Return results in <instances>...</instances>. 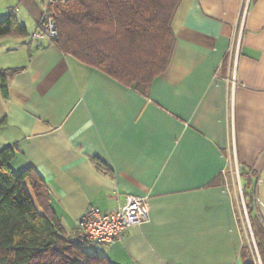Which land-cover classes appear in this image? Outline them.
<instances>
[{
  "label": "crops",
  "instance_id": "1",
  "mask_svg": "<svg viewBox=\"0 0 264 264\" xmlns=\"http://www.w3.org/2000/svg\"><path fill=\"white\" fill-rule=\"evenodd\" d=\"M46 2L0 0L28 31L0 39V68L20 67L0 91L13 169L39 172L69 235L89 206L146 196L148 221L85 245L112 264H245L244 185L264 223V0H182L148 96L34 38Z\"/></svg>",
  "mask_w": 264,
  "mask_h": 264
},
{
  "label": "trees",
  "instance_id": "2",
  "mask_svg": "<svg viewBox=\"0 0 264 264\" xmlns=\"http://www.w3.org/2000/svg\"><path fill=\"white\" fill-rule=\"evenodd\" d=\"M181 1L47 0L45 7L58 27L52 42L148 96L153 80L169 64L176 39L173 21ZM27 35L17 16L0 18V39ZM19 70L0 68V91L5 97L9 79ZM4 122L5 118L0 125ZM15 154L13 146L0 149V264H112L104 256L87 253L89 242L76 233L65 232L43 178L32 166L15 172ZM243 192L264 261V223L256 214L253 191L244 185ZM242 256L245 264H256L246 242Z\"/></svg>",
  "mask_w": 264,
  "mask_h": 264
},
{
  "label": "built area",
  "instance_id": "3",
  "mask_svg": "<svg viewBox=\"0 0 264 264\" xmlns=\"http://www.w3.org/2000/svg\"><path fill=\"white\" fill-rule=\"evenodd\" d=\"M58 35L55 16L44 8L33 36L53 40ZM258 202V197H254ZM150 219L146 196L127 193L123 202L111 209L91 205L78 221L76 236L85 242L111 243Z\"/></svg>",
  "mask_w": 264,
  "mask_h": 264
},
{
  "label": "rangeland",
  "instance_id": "4",
  "mask_svg": "<svg viewBox=\"0 0 264 264\" xmlns=\"http://www.w3.org/2000/svg\"><path fill=\"white\" fill-rule=\"evenodd\" d=\"M3 41L4 40L0 41V51L3 48L7 47V44L10 43V40L9 41H6V42L5 41L3 42ZM15 172H19V170L16 169ZM234 177H236V176H234ZM236 179H237V177H236ZM236 186H237V189L239 191L238 192L239 195H241L240 184L238 183L237 180H236ZM247 202H248V200L245 199V201H244L243 199H241V207H242V214H243L244 224H245V227H246L247 233H248V237H246L245 242L247 243V245L251 249V252L253 251V254L255 256L256 255L255 254V248H254V244H253V238H252V235H251L252 223H251V220H250V217H249V213H248V216H247V213H246V212H248V211H246V209H247ZM250 225H251V228H250ZM252 230H253V228H252Z\"/></svg>",
  "mask_w": 264,
  "mask_h": 264
}]
</instances>
